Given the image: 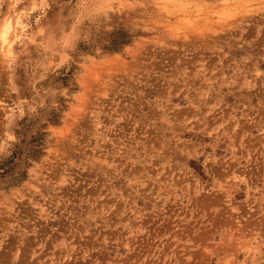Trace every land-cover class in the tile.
I'll return each instance as SVG.
<instances>
[{
    "label": "rangeland",
    "instance_id": "rangeland-1",
    "mask_svg": "<svg viewBox=\"0 0 264 264\" xmlns=\"http://www.w3.org/2000/svg\"><path fill=\"white\" fill-rule=\"evenodd\" d=\"M6 22L0 264H264V0H0Z\"/></svg>",
    "mask_w": 264,
    "mask_h": 264
},
{
    "label": "bare ground",
    "instance_id": "bare-ground-1",
    "mask_svg": "<svg viewBox=\"0 0 264 264\" xmlns=\"http://www.w3.org/2000/svg\"><path fill=\"white\" fill-rule=\"evenodd\" d=\"M16 25L18 26V28L21 29V23L16 21ZM8 30H9V23L6 22V24L4 25V27L2 28V30L0 32V39L3 42H6V35L8 34Z\"/></svg>",
    "mask_w": 264,
    "mask_h": 264
}]
</instances>
